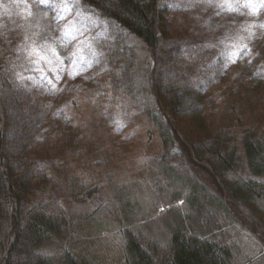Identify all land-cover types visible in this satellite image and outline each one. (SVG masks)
<instances>
[{"label": "trees", "instance_id": "trees-1", "mask_svg": "<svg viewBox=\"0 0 264 264\" xmlns=\"http://www.w3.org/2000/svg\"><path fill=\"white\" fill-rule=\"evenodd\" d=\"M80 1L114 29L121 47L110 50V86L143 109L162 155L133 173L99 182L74 174L64 183L29 157L50 107L26 103L5 68L0 264H101L94 238L103 223L99 197L117 208L124 264H258L242 257L232 236L238 225L255 236L264 228L263 124L232 105V129L208 125L202 96L177 73L181 50L160 0ZM152 62L154 76L147 73ZM162 204L171 208L159 215Z\"/></svg>", "mask_w": 264, "mask_h": 264}, {"label": "rangeland", "instance_id": "rangeland-1", "mask_svg": "<svg viewBox=\"0 0 264 264\" xmlns=\"http://www.w3.org/2000/svg\"><path fill=\"white\" fill-rule=\"evenodd\" d=\"M160 3L181 50L177 73L202 96L208 125L232 129L235 105L264 126V0ZM116 45L121 47L108 21L80 0H49L47 7L39 0H0V77L6 68L26 103L50 107L29 157L64 183L74 174L99 182L113 172L133 173L162 155L143 109L110 86ZM152 69L147 73L154 76L155 63ZM98 205L103 223L94 237L96 256L101 264H124L117 208L103 197ZM170 208L162 204L159 215ZM259 230L255 236L238 225L232 238L245 260L264 264V228Z\"/></svg>", "mask_w": 264, "mask_h": 264}, {"label": "snow or ice", "instance_id": "snow-or-ice-1", "mask_svg": "<svg viewBox=\"0 0 264 264\" xmlns=\"http://www.w3.org/2000/svg\"><path fill=\"white\" fill-rule=\"evenodd\" d=\"M39 4L47 7L49 5V0H39ZM60 16H61V18H63V13H61ZM249 51H250V49H249ZM73 55H75V54H73ZM232 62L235 63L236 61L233 60ZM76 74H79V73L78 72L75 73V74H71L70 73V78H73L74 79ZM30 79H31V77H30ZM45 79H46V77H45Z\"/></svg>", "mask_w": 264, "mask_h": 264}]
</instances>
